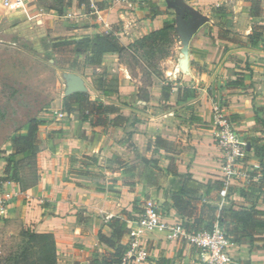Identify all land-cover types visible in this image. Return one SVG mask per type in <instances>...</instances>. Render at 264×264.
Listing matches in <instances>:
<instances>
[{
  "label": "crops",
  "instance_id": "1",
  "mask_svg": "<svg viewBox=\"0 0 264 264\" xmlns=\"http://www.w3.org/2000/svg\"><path fill=\"white\" fill-rule=\"evenodd\" d=\"M33 1L21 3L23 11H29V18L34 15L30 11L35 5ZM87 1L95 8L90 6L89 12L84 11L78 17L76 21L83 24L73 25L62 34H82L80 37L88 38L113 27L118 29L120 40L128 44L159 29L168 19H174L175 28L184 27L187 38L179 44V64L171 57L163 60L168 66L170 95L161 98L164 81L154 79L151 86L144 87L138 78L131 77L115 52L105 53L99 65L85 68L83 74L67 69L70 80L66 82L72 86L66 88L61 99L55 98L48 108L54 120H46L39 131L41 147L35 159L36 182L26 188L14 182L0 187L13 193L6 213L0 216V236L11 221H19L23 228L52 233L57 264H86L91 251L106 250V245L98 239L99 231L110 234L104 216L136 215L131 210L132 203L137 200L139 206L148 193L157 207L162 208L164 220H186L177 216L172 207H163L165 202L172 203L169 182L174 178L173 170L180 175L189 173L198 181L203 198L197 204L196 214L205 203L202 217L205 222L212 220L213 227L218 225L216 218L220 210L226 217L230 208L254 205L264 210V181L260 187L248 188L244 178L237 176L226 184L235 188L227 197L216 190L214 182L223 181L224 170L221 151L214 139L211 112L212 102H221L226 114L237 117L233 125L240 137L264 147V111H255L264 107V44L247 43L253 20L261 18L264 1L259 0L261 13L257 18L243 11L246 0H130L118 4L109 0ZM77 3L78 0L75 1L78 8L84 6ZM99 4L102 9L98 8ZM220 5L231 12L234 29H228L240 33L241 40L221 38L220 20L212 11ZM44 18V26L53 27L51 36L58 35L49 15ZM84 55L85 52L82 58ZM182 59L186 61L185 68L181 66ZM246 65L251 69L252 86L227 89L225 82ZM92 72L104 74L107 95L93 86ZM113 77L115 84L110 83ZM74 91L86 92L104 103L108 122L95 125L90 123V118L81 121L76 112L63 113L62 99ZM116 115L126 120L114 125L110 120ZM155 137L168 144L165 147L151 144ZM258 152L254 153L252 146H248L247 162L264 163L261 150ZM84 156L95 157L97 166L86 165ZM2 165L0 160V169ZM86 169L102 172L104 182L77 173ZM141 241L149 256L144 262L132 264H161L163 258L169 259L170 264H201L197 249L169 239L165 231L142 235ZM228 252L232 257L230 264H264V248L253 247L248 237L230 242Z\"/></svg>",
  "mask_w": 264,
  "mask_h": 264
},
{
  "label": "trees",
  "instance_id": "2",
  "mask_svg": "<svg viewBox=\"0 0 264 264\" xmlns=\"http://www.w3.org/2000/svg\"><path fill=\"white\" fill-rule=\"evenodd\" d=\"M248 3L243 7L252 18L260 17L261 7L259 0H246ZM79 6L83 4L86 9L90 7L87 0H78ZM102 9V5H98ZM212 11L220 20L221 38L233 40L228 36L230 32L228 24L231 20V12L225 10L224 6H216ZM227 25V27H226ZM176 38V29L174 19L165 20L159 29H155L146 35L136 39L135 41L124 44L118 35V29L113 27L97 32L91 37L83 38L80 45L84 50L77 51V54L85 52L83 59L76 61L77 64L68 62L64 65L60 57H55L53 61L60 68L67 67L72 71L83 74L85 68L96 67L101 63L102 57L107 52H115L118 55L119 62L124 61L125 58L133 60L135 63H141L145 68L150 69L151 72L157 70L160 60L166 58L170 54L172 45ZM247 43L251 46L264 44V19L260 22H254L251 26V31L247 35ZM130 65V63H127ZM93 86L100 90L104 95L108 94V89L104 85V74L98 72L91 73ZM252 86L251 69L246 65L240 73L225 82V87L229 90H242ZM161 98L167 99L171 92L170 82H165L162 87ZM264 111V107H257L255 111ZM61 111L67 115L76 112L81 121L90 118L91 124L105 125L107 119V106L95 99H92L88 93L83 91H74L63 97ZM229 119L233 121L237 117L228 115ZM260 119V118H258ZM257 119V120H258ZM126 120L122 115H116L110 122L114 125L121 124ZM46 122L45 118L37 116L28 117L21 125L16 127L13 133L7 139V149H0V160L3 165L0 169V187L10 182L20 183L22 187L26 188L34 184L24 185L23 179L20 176L21 169H32L30 173L35 174L34 168L36 165V155L41 147V140L39 138V131L42 125ZM264 125V120L262 119ZM248 146H252L254 153L264 156V147H259L256 144L245 141ZM151 144L155 146L165 147L168 143L161 137H155ZM84 163L90 166H97V159L95 157L84 156ZM246 167V163H245ZM79 175H85L96 182H104L105 175L102 172L85 171L77 172ZM249 178L246 186L260 187L264 181V163L259 161V169L248 171ZM173 179L169 182L170 198L172 203H163V207H172L177 216L183 222V225L193 231L201 229L212 230L213 221L205 222L202 217L205 203L199 207V213L196 214L197 204L203 196L199 194L198 181L194 180L189 173L180 175L176 170L172 171ZM178 177L179 179H176ZM215 188L219 190L226 188L227 197L230 190H235L234 187L226 185L223 181H215ZM103 191L104 188H99ZM3 189H0L1 194ZM0 194V195H1ZM208 194L207 192L205 195ZM148 195V194H147ZM264 198V197H263ZM137 200L132 203L131 210L137 215L142 211L137 205ZM210 208V206H208ZM227 217L223 216L219 211L216 218L217 226L221 228L230 242H237L241 237H248L251 244L255 248H264V210L256 208L254 205L249 207H239L236 209H227ZM133 215V216H136ZM131 214L126 218L119 216H112L107 220V225L110 229V234L105 235L98 232L99 242L106 245V250L99 252L97 249L90 252L88 264H120L124 254L128 249V242L124 239L134 220ZM229 219V220H227ZM205 222V223H204ZM229 224H231L229 226ZM20 242L4 257H2V264H57L56 263V249L55 240L52 233H37L28 228H22L19 232ZM161 264H170V260L163 258Z\"/></svg>",
  "mask_w": 264,
  "mask_h": 264
},
{
  "label": "rangeland",
  "instance_id": "3",
  "mask_svg": "<svg viewBox=\"0 0 264 264\" xmlns=\"http://www.w3.org/2000/svg\"><path fill=\"white\" fill-rule=\"evenodd\" d=\"M75 1L77 0H34L33 4L35 5L30 10L34 15L29 18L27 17L30 14L29 11H23L22 6L8 7L0 0V149L2 150L8 148L6 141L14 129L28 117H43L48 122H52L54 118L51 114L52 111L48 108L51 107L55 98L61 99V95L69 85L72 86L71 83L66 82L70 77L69 71H66L69 68H60L53 59L60 57L62 59L60 62H63L64 65H67L68 62L77 64L76 61L83 59L84 53L77 54L76 52L84 50L80 41L85 37H80L82 34H79L80 36L62 34L73 25L83 24L76 20L84 11L89 12V9L84 6L78 8ZM45 15H49L51 18L58 35L51 36L52 25L44 26ZM262 19H264V8H262L261 18L254 19L253 22L257 23ZM73 21L76 22L73 24ZM233 24V21L230 20L228 27L234 29ZM175 29L176 38L170 54L160 60L156 71L151 72L141 63H135L128 57L120 62L126 66L131 77L138 78L144 87L151 86L154 79L169 81L166 78L168 66L163 63V60L171 57L179 64L178 58L180 57L177 56V52L181 50L179 44H183L187 37L183 26H178ZM230 31L233 32L230 35L233 39L241 40L240 33ZM63 72L67 76L63 75ZM75 74H79V72ZM115 80L114 77L111 78L110 83L115 84ZM144 91L146 90L144 89ZM215 102H218L223 108L221 102L217 100ZM243 162L244 165L245 163L246 166L249 165L246 158L243 159ZM31 170L24 168L19 172L24 185L32 184L36 179L37 166L35 165L34 168L35 174L30 173ZM148 197L154 200L148 193L140 201V208ZM157 210L161 214L162 208L159 207ZM133 217L136 220V216ZM22 228L19 221H11L2 231L0 264H2V257L20 242L19 232ZM85 260L88 264L89 255Z\"/></svg>",
  "mask_w": 264,
  "mask_h": 264
},
{
  "label": "built area",
  "instance_id": "4",
  "mask_svg": "<svg viewBox=\"0 0 264 264\" xmlns=\"http://www.w3.org/2000/svg\"><path fill=\"white\" fill-rule=\"evenodd\" d=\"M8 7L17 8L21 6L22 0H2ZM130 0H109L112 4L126 3ZM94 7V4H90ZM212 123L214 126V139L221 151V165L224 170L223 182H227L234 177H243L245 182L249 178L248 171L259 169L258 162H248L245 167L243 159L246 158L247 144L236 131L233 121L228 117L218 102L213 101ZM220 194H226V188L220 190ZM13 193L4 191L0 195V216L6 213L7 207L12 199ZM142 211L136 215L129 232L126 234L128 249L124 254L120 264H132L144 262L149 256L147 247L141 241V236L155 231H165L167 237L174 241H182L199 251L201 264H230L232 257L228 252L230 244L225 232L214 225L212 230L201 229L193 231L187 229L181 220L168 222L164 220L158 212L155 201L146 198L142 204ZM113 215L106 214L104 220L107 221Z\"/></svg>",
  "mask_w": 264,
  "mask_h": 264
},
{
  "label": "water",
  "instance_id": "5",
  "mask_svg": "<svg viewBox=\"0 0 264 264\" xmlns=\"http://www.w3.org/2000/svg\"><path fill=\"white\" fill-rule=\"evenodd\" d=\"M184 63H185V60L182 59V60H181V66H183Z\"/></svg>",
  "mask_w": 264,
  "mask_h": 264
},
{
  "label": "bare ground",
  "instance_id": "6",
  "mask_svg": "<svg viewBox=\"0 0 264 264\" xmlns=\"http://www.w3.org/2000/svg\"><path fill=\"white\" fill-rule=\"evenodd\" d=\"M185 60V59H184ZM186 67V61H185V63L183 64V66H182V68H185Z\"/></svg>",
  "mask_w": 264,
  "mask_h": 264
}]
</instances>
